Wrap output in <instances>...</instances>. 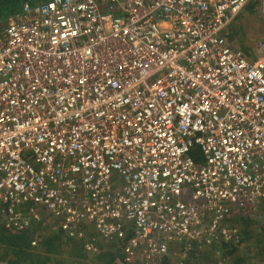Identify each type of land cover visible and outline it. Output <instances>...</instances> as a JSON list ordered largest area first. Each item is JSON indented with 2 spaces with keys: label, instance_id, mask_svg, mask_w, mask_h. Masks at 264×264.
<instances>
[{
  "label": "built area",
  "instance_id": "1",
  "mask_svg": "<svg viewBox=\"0 0 264 264\" xmlns=\"http://www.w3.org/2000/svg\"><path fill=\"white\" fill-rule=\"evenodd\" d=\"M249 1L45 0L9 16L0 203L10 219L44 206L105 239L130 232L131 264H161L176 242L223 228L227 209L264 206V38L252 56L224 34ZM187 188L199 199L183 198Z\"/></svg>",
  "mask_w": 264,
  "mask_h": 264
},
{
  "label": "trees",
  "instance_id": "2",
  "mask_svg": "<svg viewBox=\"0 0 264 264\" xmlns=\"http://www.w3.org/2000/svg\"><path fill=\"white\" fill-rule=\"evenodd\" d=\"M23 0H0V29L6 19L21 10ZM45 0H29L36 4ZM259 0H251L243 8L256 13ZM103 7V5H102ZM4 28V27H3ZM1 31V30H0ZM230 32L225 37L233 39ZM190 157L198 165L203 163L200 148L194 145ZM261 206L227 209V215L217 221L221 226L202 239L176 242L174 248L182 258H164L161 264H264V210ZM247 209V210H245ZM248 209L249 212L247 213ZM20 218L11 220L7 208L0 203V264H131L124 252L132 233L105 239L85 227L65 225L44 206L27 204L20 207ZM258 214V215H257ZM222 229L228 231L225 236ZM71 233H73L71 235ZM137 264V260L134 261Z\"/></svg>",
  "mask_w": 264,
  "mask_h": 264
},
{
  "label": "rangeland",
  "instance_id": "3",
  "mask_svg": "<svg viewBox=\"0 0 264 264\" xmlns=\"http://www.w3.org/2000/svg\"><path fill=\"white\" fill-rule=\"evenodd\" d=\"M242 10L234 19L231 20L230 24L226 27L225 31L226 33L230 32L231 35H235L233 36V39H229L228 41H230L234 46L243 50L245 53L251 54L253 56V51L255 52L260 40L264 38V2L259 0V6H257L256 13L254 14H248L246 12H243ZM100 11L108 12L110 10L108 9V6L104 5L103 7H100ZM3 27L4 23L0 30H2ZM183 198L199 199L197 195L192 193L191 188H187V191L184 194ZM261 208L264 210V206H261ZM249 210L252 209H248L247 213L251 212H249ZM261 212L262 214H264L263 211ZM81 224H83V222H81ZM85 228L86 229H84V232L86 237H88L87 235L90 231L94 232V229L92 227ZM176 252V248L171 247L168 258L177 257L181 259L182 255H180L179 253L177 255Z\"/></svg>",
  "mask_w": 264,
  "mask_h": 264
},
{
  "label": "water",
  "instance_id": "4",
  "mask_svg": "<svg viewBox=\"0 0 264 264\" xmlns=\"http://www.w3.org/2000/svg\"><path fill=\"white\" fill-rule=\"evenodd\" d=\"M29 0H23L21 3V7H23L26 3H28Z\"/></svg>",
  "mask_w": 264,
  "mask_h": 264
},
{
  "label": "snow or ice",
  "instance_id": "5",
  "mask_svg": "<svg viewBox=\"0 0 264 264\" xmlns=\"http://www.w3.org/2000/svg\"><path fill=\"white\" fill-rule=\"evenodd\" d=\"M262 67H264V66H262Z\"/></svg>",
  "mask_w": 264,
  "mask_h": 264
}]
</instances>
